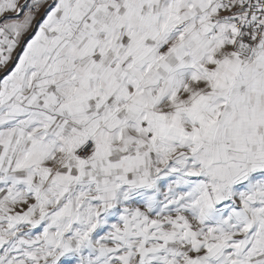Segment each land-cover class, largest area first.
<instances>
[{
	"label": "snow or ice",
	"instance_id": "6c2138e0",
	"mask_svg": "<svg viewBox=\"0 0 264 264\" xmlns=\"http://www.w3.org/2000/svg\"><path fill=\"white\" fill-rule=\"evenodd\" d=\"M0 264H264V0H0Z\"/></svg>",
	"mask_w": 264,
	"mask_h": 264
}]
</instances>
